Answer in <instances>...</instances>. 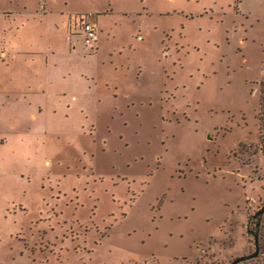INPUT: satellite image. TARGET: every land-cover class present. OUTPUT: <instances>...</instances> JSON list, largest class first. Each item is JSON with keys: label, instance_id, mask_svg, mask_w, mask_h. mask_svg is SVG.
<instances>
[{"label": "rangeland", "instance_id": "374dc122", "mask_svg": "<svg viewBox=\"0 0 264 264\" xmlns=\"http://www.w3.org/2000/svg\"><path fill=\"white\" fill-rule=\"evenodd\" d=\"M263 78L264 0H0V264L254 253Z\"/></svg>", "mask_w": 264, "mask_h": 264}, {"label": "trees", "instance_id": "16d2710c", "mask_svg": "<svg viewBox=\"0 0 264 264\" xmlns=\"http://www.w3.org/2000/svg\"><path fill=\"white\" fill-rule=\"evenodd\" d=\"M258 146L256 147L255 152L259 149L262 153H264V78L261 81V101H260V110H259V135H258ZM244 149L247 147L246 144L243 145ZM257 218H259V213L256 216ZM256 225L254 230H252L254 232L255 235V242L256 239H259L260 241H264V223L263 221L260 220H256ZM250 231V229H248ZM259 244V243H258Z\"/></svg>", "mask_w": 264, "mask_h": 264}, {"label": "built area", "instance_id": "2783aa9c", "mask_svg": "<svg viewBox=\"0 0 264 264\" xmlns=\"http://www.w3.org/2000/svg\"><path fill=\"white\" fill-rule=\"evenodd\" d=\"M82 22L86 43L88 45H95L98 40V31L93 21H91L88 17H85Z\"/></svg>", "mask_w": 264, "mask_h": 264}, {"label": "water", "instance_id": "95a60500", "mask_svg": "<svg viewBox=\"0 0 264 264\" xmlns=\"http://www.w3.org/2000/svg\"><path fill=\"white\" fill-rule=\"evenodd\" d=\"M264 212V206H262L257 213H262ZM258 249H259V246H258V239H256V251L252 254H249V255H246V256H240V257H237L235 258L230 264H237L245 259H249L251 257H254L257 255L258 253Z\"/></svg>", "mask_w": 264, "mask_h": 264}]
</instances>
